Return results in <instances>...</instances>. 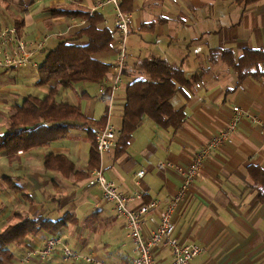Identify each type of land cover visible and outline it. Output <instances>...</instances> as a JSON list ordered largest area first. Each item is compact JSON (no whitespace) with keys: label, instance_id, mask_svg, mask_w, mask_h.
<instances>
[{"label":"crops","instance_id":"0c3cea01","mask_svg":"<svg viewBox=\"0 0 264 264\" xmlns=\"http://www.w3.org/2000/svg\"><path fill=\"white\" fill-rule=\"evenodd\" d=\"M102 1L36 0L24 12L15 6L12 8L14 17L22 16L24 19V27L20 30L23 38L36 41L44 34L51 36L46 48H53L61 39L71 37L88 25L82 17L53 14L46 8L80 7L100 11L104 15L103 23L112 28L118 38L114 50L95 53L94 57L113 64L121 33L116 27L113 5H102ZM125 2L126 6L132 5V23L127 36L129 61L138 57L160 56L182 65L185 75L190 78L200 69L210 67L206 55L212 48H232L237 56L247 48L264 50V0H254L248 4L238 0ZM52 41L55 42L50 46ZM83 43L87 41L83 40ZM45 55L44 52L38 53L23 68L9 70H22L19 73L22 78L32 76L24 67L29 66L30 70L38 68ZM127 72L125 76H129ZM113 74L111 69L108 77L101 82H80L71 89H60L57 97L80 105L86 116L99 120L107 114ZM237 81L233 69L223 65L213 67L196 82L194 88H187L174 97V104L177 107L185 106L187 115L180 129L163 128L145 116L143 124L133 133L126 152L117 155L115 146L103 155L102 164L107 178L114 181L120 190L131 195L143 194V199L133 203L134 208L143 202L160 201L159 207L145 218L146 231L150 232L160 223V210L168 205L181 186L180 176L174 170L162 167L161 163H190L204 144L229 125L234 107L239 106L243 115L237 129L225 144L213 150L205 159L173 220L175 236L181 244L200 245L204 251L205 241L212 242L216 236H226L233 247L232 251L236 255L241 254V262L246 264L262 258L260 251L256 253L249 247L264 245V203L259 200L248 168L250 164L264 167V77L259 80L250 77L240 86ZM27 82L32 83V78H28ZM130 82H126L117 93L108 119L119 128L126 105V85ZM42 88L46 94L50 85H43ZM102 88L104 91H101ZM4 90L9 95L0 97V103L8 105L3 108L7 112H0V117H3L0 134L8 128L11 107L22 104L27 96L34 95L31 92L21 101L20 93L12 92L7 87ZM252 116H259L261 121L253 120ZM90 149L87 130L79 126L72 128L67 137L44 146L11 156L0 152V231L17 213L44 215L54 220L73 213L78 222L70 223L58 233L66 243L69 244L72 238L86 237L77 246L83 247L82 251L87 254V249L97 246L87 244V235L97 230L103 234L101 241L104 249L100 256L93 255L102 263L119 262L120 259V264H126L127 259L123 257L128 252L136 255L135 247L128 238L126 220L117 218L113 204L102 197L98 186L89 184L90 189L71 191L73 185H88L89 179L76 182L74 177H64L44 167L46 155L55 153L67 155L75 162L76 168L87 169ZM141 170H145V174L139 177L137 174ZM13 184L20 185L22 190L16 191ZM4 219H7L6 222L2 221ZM50 236V233L41 230L29 235L25 246L12 244L10 247L15 256L11 260L3 256L4 264H67L60 251L48 260L37 254L29 255L30 251L42 248ZM202 252L190 262L202 257ZM170 256L171 250L167 246L161 244L157 248L159 264H169ZM205 260L215 263L214 254H209ZM75 264L88 263L78 261Z\"/></svg>","mask_w":264,"mask_h":264},{"label":"trees","instance_id":"16d2710c","mask_svg":"<svg viewBox=\"0 0 264 264\" xmlns=\"http://www.w3.org/2000/svg\"><path fill=\"white\" fill-rule=\"evenodd\" d=\"M7 7H17L26 11V7L36 0H3ZM246 4L254 0H238ZM121 8L131 12L132 5L126 6L123 0ZM53 14L77 15L88 22L71 37H65L53 48H46L45 59L38 67L37 85H50L44 96L29 95L22 104L11 107L8 128L0 134V152L11 156L20 150L44 146L67 137L72 128H86L91 142L90 160L87 169H78L76 164L65 154L49 153L44 159L47 170L57 171L64 177H74L76 182L89 179L91 172L101 167V156L96 140V129L104 128L108 121L105 114L97 120L86 116L80 105L58 99L60 89H71L80 82H101L108 77L112 64L94 57L95 53L114 50L117 41L116 32L105 25L104 15L100 11L86 8L64 9L49 7ZM19 31L24 27L22 16L14 18ZM86 40L87 43H83ZM210 67L200 69L187 78L182 65L166 58L152 55L128 60L127 73L135 78L126 85V105L119 140L115 147L117 155H123L133 133L143 124L145 116L152 118L163 128L180 129L186 121L185 106L177 107L173 100L187 88H194L196 82L214 67L220 65L231 68L237 75V85L246 79L264 77V50L247 48L239 56L232 48L215 47L206 55ZM254 187L258 190L259 200L264 203V167L248 166ZM16 191L22 190L18 184L12 185ZM78 218L67 213L60 219H51L44 215L31 216L17 213L0 231V264L2 257L14 258L11 245L25 246L27 237L45 230L57 235L70 223L76 224Z\"/></svg>","mask_w":264,"mask_h":264},{"label":"built area","instance_id":"2783aa9c","mask_svg":"<svg viewBox=\"0 0 264 264\" xmlns=\"http://www.w3.org/2000/svg\"><path fill=\"white\" fill-rule=\"evenodd\" d=\"M122 1H102V5H113L116 11V27L121 33L117 43L116 60L112 64L114 74L110 85L109 116H111L116 94L124 83L123 75L129 59L127 36L132 23V15L122 10ZM48 38L49 35H45L36 41H27L20 37L14 25L0 31V66L19 67L31 62L33 57L46 46ZM101 91H104V88ZM242 115L241 108L235 106L234 115L229 125L208 143L204 144L190 163L179 164L172 161L161 163L162 167L170 168L180 176L181 186L168 205L160 210V224L150 232L146 231L145 218L152 210L159 207L160 201L143 202L138 208H134L133 203L143 198L142 193L131 195L121 191L114 181L106 177L103 167L96 168L91 172V183L97 184L103 197L114 205L116 216L125 219L127 222L128 235L136 251V255L132 258V264H159L156 258V250L161 244L171 250L169 264H188L203 251L201 246L180 243L178 237L175 236L173 215L179 205L187 198L188 191L193 187L205 159L213 150L230 139L231 134L237 129ZM252 119L261 121L259 116H252ZM118 131V127L110 122L104 128L96 131L97 145L101 155L111 151L116 145ZM144 173L145 171L141 170L138 176L142 177ZM57 251L61 252L63 261L67 264H75L78 261L97 262L95 257L71 248L60 234L47 238L44 246L35 253L42 259L48 260ZM32 254L33 252L29 253V255Z\"/></svg>","mask_w":264,"mask_h":264},{"label":"rangeland","instance_id":"374dc122","mask_svg":"<svg viewBox=\"0 0 264 264\" xmlns=\"http://www.w3.org/2000/svg\"><path fill=\"white\" fill-rule=\"evenodd\" d=\"M13 15L14 11L13 8L7 7L5 2L3 0H0V16L1 19H3V22L0 23V31L4 30V29H8L10 27L13 26V21L15 18L14 15L13 16H9V14ZM10 14V15H11ZM0 19V21H1ZM53 32V31H51ZM51 35H53L52 33H50ZM55 41H52V43H50V46H53V43ZM58 44V43H57ZM56 44V45H57ZM54 45V47L56 46ZM44 57V56H43ZM41 59V58H40ZM39 60V59H38ZM23 68V67H22ZM30 68L29 66L24 67V69L30 71L28 72L29 75L32 76H27L26 78H22L19 76V73L22 71H18V70H9V68L7 67H3L0 66V97L4 98L5 95H9L8 92L5 93V88H9L12 90V92L15 93H20L22 95V99L21 101L24 100L25 96H27L29 93L32 92V94L34 95H39L42 96L44 95L45 91L42 88L43 86H39V85H35V80L39 78V70L38 68H35L34 70H30L28 69ZM21 69V68H18ZM23 69V70H24ZM129 76H125L124 77V83L128 82L129 80H133L135 78V76L128 74ZM28 78H32V83H28L27 79ZM37 82V81H36ZM115 102L114 101V105L115 106ZM110 102H108L109 104ZM8 105L3 106L0 103V112H7V110L3 109ZM3 120V117H0V121ZM114 120L115 119V113H114ZM90 181L88 182V185H73L72 188H70L71 191L74 192H78L79 190H87L90 189L91 186H89ZM94 185V184H91ZM103 197V196H102ZM114 207V206H113ZM7 219L2 220L3 222H6ZM101 230V229H100ZM100 233H102L101 231H94L92 230L91 233H89L87 235V244L88 242L97 246H93L91 249H87V254L91 253V254H96L100 256V253H102V250L104 249V246H102V237L103 234L101 235ZM229 233V232H228ZM227 233V234H228ZM76 236V234H73ZM86 237H76L75 240L72 238V240L69 243V246L73 249H79V250H83L84 248L81 246H77V244H81L83 243ZM228 237L226 236H216V238L212 241V242H204L203 244L206 245V248H204V251L202 252V257H198L195 258L192 262H189L188 264H212V262H208L207 260H205V257H207L209 254L213 255L214 254V260L215 263L213 264H245V262H241L242 259V255H236V252L232 251V245L229 243V240L227 239ZM101 243V244H99ZM200 246V245H198ZM202 247V246H201ZM107 248V247H106ZM249 248L253 249L257 252L260 251V256L262 257L260 260H253L252 262L246 263V264H264V245L262 246H250ZM116 249V247H115ZM116 251H118V249H116ZM102 257V256H101ZM124 259H127L126 264H131L130 259L132 258V255L130 252H128L124 257ZM240 260V261H239ZM119 262H108L107 264H120L121 260H118ZM234 261V263H233ZM238 261V262H237ZM125 264V263H124Z\"/></svg>","mask_w":264,"mask_h":264},{"label":"bare ground","instance_id":"6f19581e","mask_svg":"<svg viewBox=\"0 0 264 264\" xmlns=\"http://www.w3.org/2000/svg\"><path fill=\"white\" fill-rule=\"evenodd\" d=\"M122 2H123V1H122ZM121 5H122V4H121ZM128 13H130V12H128ZM13 25L17 28V30H18V34L20 35V37H22V36H21V32L19 31V29H18V27H17V24L15 23V20L13 21ZM45 35H49V34H44V35H42L41 37H44ZM41 37H39V38H41ZM50 37H51V36L49 35V38H50ZM39 38H38V39H39ZM49 38H48V39H49ZM24 39H25V38H24ZM48 39H47V41H48ZM27 41H28V40H27ZM46 45H47V42H46ZM45 49H46V46H45L41 51H39L38 53L43 52ZM38 53H37V54H38ZM37 54H36V55H37ZM36 55H35V56H36ZM35 56H34V57H35ZM34 57H33V58H34ZM32 60H33V59H32ZM128 60H129V59H128ZM29 63H30V62H29ZM27 64H28V63H27ZM27 64H25V65H27ZM22 66H24V65H22ZM22 66H19V67H22ZM3 67H5V66H3ZM7 68H9V69H10V68H11V69H14V68H18V67H7ZM127 68H128V65H127ZM127 68H126V70H127ZM111 69H112V67H111ZM126 70H125V71H126ZM124 76H125V72H124V75H123V81H124ZM105 79H106V78H105ZM111 82H112V81H111ZM110 85H111V84H110ZM124 85H125V83H123L122 87H123ZM122 87H121V88H122ZM119 91H120V90H119ZM119 91H118V92H119ZM109 95H110V93H109ZM116 95H117V94H116ZM108 99H109V97H108ZM115 99H116V98H115ZM108 106H109V104H108ZM108 109H109V107H108ZM111 114H112V112H111ZM107 115H108V119H110L111 116H109L108 110H107ZM109 121H110V120H108V122H109ZM108 122H107V124H108ZM107 124H106V125H107ZM118 129H119V131H118V134H117V141H118V136H119V132H120V129H121V128L118 127ZM97 130H98V129H96V131H97ZM117 143H118V142H116V145H117ZM116 145H115V146H116ZM115 146H114V147H115ZM114 147H113V148H114ZM112 150H113V149H112ZM19 152L22 153L23 150H20ZM109 152H110V151H109ZM104 154H105V153H104ZM104 154H103V155H104ZM103 155L100 154V156H101V167H103V164H102ZM164 162H166V161H164ZM162 163H163V162H162ZM101 167H100V168H101ZM103 169H104V168H103ZM144 171H145V170H144ZM139 172H140V171H139ZM139 172H138V173H139ZM104 173H105V170H104ZM144 174H145V173H144ZM137 175H138V174H137ZM90 177H91V176H90ZM106 177H107V176H106ZM90 179H91V178H89V181H90L89 184H94V183H91V180H90ZM111 181H112V180H111ZM94 185L98 186L97 184H94ZM98 187H99V186H98ZM99 188H100V187H99ZM100 190H101V189H100ZM121 191H123V190H121ZM101 192H102V191H101ZM123 192H124V191H123ZM127 194H128V193H127ZM142 195H143V194H142ZM102 196H103V194H102ZM103 198H104V197H103ZM104 199H105V198H104ZM142 199H143V198H142ZM171 199H172V198H171ZM109 202H110V201H109ZM144 203H150V202H144ZM113 206H114V205H113ZM114 210H115V209H114ZM115 214H116V212H115ZM117 218H118V217H117ZM145 222H146V221H145ZM159 224H160V223H159ZM127 227H128V225H127ZM128 233H129V230H128ZM51 236H54V235H51ZM51 236H50V237H51ZM48 238H49V237H48ZM128 238H129V235H128ZM129 239H130V238H129ZM130 241H131V240H130ZM45 242H46V241H45ZM131 242H132V241H131ZM133 245H134V244H133ZM43 246H44V245H43ZM43 246H42V247H43ZM40 249H41V248H40ZM37 250H39V249H37ZM37 250H36V251H37ZM77 250H78V249H77ZM36 251H35V252H36ZM79 251H80V250H79ZM30 252H31V251H30ZM30 252H29V253H30ZM35 252H33L32 255L36 254ZM81 252L84 253L83 251H81ZM84 254H86V253H84ZM37 255H38V254H37ZM88 255H91V256L95 257L93 254H88ZM38 256H39V255H38ZM134 256H135V255H134ZM134 256H132V258H133ZM39 257H40V256H39ZM40 258H41V257H40ZM95 258H96V257H95ZM132 258L130 259L131 264H132ZM96 260H97V262H93V263H88V262H87V263H88V264H94V263H95V264H104V263H102L101 261H99L97 258H96ZM83 262H86V261H83Z\"/></svg>","mask_w":264,"mask_h":264}]
</instances>
